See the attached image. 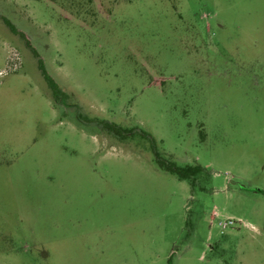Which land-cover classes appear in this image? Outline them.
Masks as SVG:
<instances>
[{
    "label": "rangeland",
    "instance_id": "rangeland-1",
    "mask_svg": "<svg viewBox=\"0 0 264 264\" xmlns=\"http://www.w3.org/2000/svg\"><path fill=\"white\" fill-rule=\"evenodd\" d=\"M0 264H264V0H0Z\"/></svg>",
    "mask_w": 264,
    "mask_h": 264
},
{
    "label": "trees",
    "instance_id": "trees-1",
    "mask_svg": "<svg viewBox=\"0 0 264 264\" xmlns=\"http://www.w3.org/2000/svg\"><path fill=\"white\" fill-rule=\"evenodd\" d=\"M3 22L8 28H10V30L12 32H15L12 25L6 19H3ZM23 38L25 39V37H23ZM25 43L32 50L34 57L37 58L39 71L41 72L44 80L47 82L48 87L52 93L54 100H56L61 95V91L59 90L58 86L53 81V79L46 73L44 66H43V63H42V60L39 59L37 53L30 47L29 42L26 39H25ZM102 125L110 133H112L114 136H120V134H121V136L123 137L124 131L121 128H119L118 126L111 124V123H107V122H102ZM155 157H156L157 165L161 169H163L167 173H170V174L176 176L178 180L187 181L191 186H194L195 176L203 171V168L199 165L177 167L171 161L161 159L157 155V153H155Z\"/></svg>",
    "mask_w": 264,
    "mask_h": 264
},
{
    "label": "built area",
    "instance_id": "built-area-1",
    "mask_svg": "<svg viewBox=\"0 0 264 264\" xmlns=\"http://www.w3.org/2000/svg\"><path fill=\"white\" fill-rule=\"evenodd\" d=\"M223 226H225V225H223Z\"/></svg>",
    "mask_w": 264,
    "mask_h": 264
}]
</instances>
